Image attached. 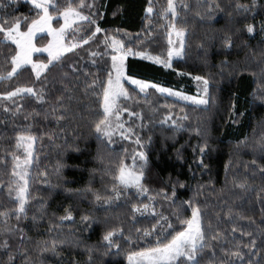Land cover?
<instances>
[{"label": "trees", "instance_id": "1", "mask_svg": "<svg viewBox=\"0 0 264 264\" xmlns=\"http://www.w3.org/2000/svg\"><path fill=\"white\" fill-rule=\"evenodd\" d=\"M58 2L63 3V0ZM252 2L175 0L179 14L177 27L186 29L182 55L172 59L170 67L128 56L125 59L126 73L176 90L182 88L188 94L195 92L193 77L204 75L211 81L216 104L196 105L151 90L139 93L126 83L125 87L133 92V99L122 101V106L139 114L121 113L120 119L125 127L132 128L135 133L129 139L115 135L113 142L109 143L106 137L98 139L93 128L102 113L101 96L96 94L102 90L88 86L96 77L106 79L105 69L111 67L112 49L107 50V55L91 57L89 54L93 51L104 53V45L100 43L103 32L97 33V38L89 44H81L64 53L55 67L50 65V70L41 74L40 80L31 73V67L25 66L27 71L0 81V93L20 85H33V82L37 89L43 87L45 90L43 101L30 95L16 97L15 103L23 106L16 115H13V101L0 97V212L14 213L16 207L15 193L10 197L8 186L12 180L11 154L24 157L22 148L16 147L17 131L30 126V134L36 141L33 164L29 168L27 214L19 220L11 215L8 223L15 225L16 231L8 234L2 231L5 218L0 217V264H8L9 255L14 264H127L129 252L155 246L157 240L153 235L146 240L125 241L124 237L133 228L132 204L147 203L150 206L148 212L135 214V227L151 228L159 219V216L153 218V207L156 213L168 218L172 228L161 220L163 234L160 239L166 242L165 237L170 239L183 228L173 214L174 210L182 201L190 199L204 212L206 231L211 222L208 235L217 231L222 234L219 240L211 242L213 248L205 249L207 256L202 258V264L213 251L216 253L215 264H220L222 258L226 259L221 249L234 248L240 240L246 243L249 238L241 236L242 230L252 233L257 244L264 247V224L261 223L264 218V204L261 203L264 200V175L260 171L264 167V152L256 144L264 133V100L260 99L264 96V89L260 87L264 84V32L260 31L264 21V0H256L253 11L236 8L237 4L251 5ZM95 3L99 6V26L116 35L125 47L167 58V33L172 17L170 12L166 18L161 16L167 0H151V5L149 0H95ZM216 4L220 7L216 8ZM0 5H4L0 7V21L5 14L10 21L35 16V10L27 0H0ZM209 5H212L211 9ZM149 6L153 8L151 14L145 11ZM58 20H54L55 25ZM249 23L255 28L252 34L246 31L245 26ZM22 30H26V26ZM229 34L233 46L225 49L223 40ZM81 35L83 33L74 27L67 30L65 41L78 43ZM46 39L43 35L36 42L43 44ZM15 48L11 41H3L0 34V69L10 68L5 56L14 54ZM34 58L48 60L44 54H36ZM93 59L96 64L92 63ZM225 59L230 63L222 72L220 62ZM236 65L248 71L239 76L230 75ZM57 97H62L64 105L57 113L64 116L59 121L51 114ZM5 106L12 111L5 112ZM26 114H30L28 119H25ZM169 114L171 119L161 123ZM185 115L188 119H181ZM173 120L183 127L176 130ZM198 123L202 129L200 135L194 130ZM137 136L144 145L143 149L136 143ZM205 140L208 147L202 155L200 146ZM141 150L148 156L146 186L149 191L137 194L133 189L131 193L115 198L112 186L121 160L131 165L133 157ZM34 170L36 173L31 177ZM177 181L183 182L184 187L176 183L173 197V184ZM239 182L247 183L249 190L235 187ZM161 189L166 190L171 199H165ZM96 195L102 199L97 201ZM109 196L113 200L105 204L103 198ZM149 197L153 199L149 200ZM183 208L181 219L191 215L187 204ZM66 210L71 211L72 218L62 220L67 216ZM84 215L92 218L89 224L82 221ZM120 226L124 229V236L114 238L120 244L119 252L111 248L105 255L109 250L107 242L102 239L104 233ZM234 227L235 232L232 231ZM20 229H23V236ZM5 239L7 249L2 246ZM53 239L66 242L57 245L56 253L42 251L46 242Z\"/></svg>", "mask_w": 264, "mask_h": 264}, {"label": "snow or ice", "instance_id": "2", "mask_svg": "<svg viewBox=\"0 0 264 264\" xmlns=\"http://www.w3.org/2000/svg\"><path fill=\"white\" fill-rule=\"evenodd\" d=\"M27 2L30 3L35 10L34 17H24L23 19L17 17L10 21L7 18V14H5V18L0 21V34L3 36V41H11L16 46L14 54H8L5 56L6 62L10 63V68L0 69V81L10 80L14 76L27 71L25 68L26 65L31 66V73L35 75L37 80H40L41 74L50 70V65L55 67L56 62L62 59L63 53L70 52L81 44H89L90 41L97 38V33L103 32L104 38L100 43L104 45V53L93 51L89 54L91 57L107 55V50L109 48L112 49L113 53L111 55V67H106L105 69L107 71L106 79L101 80L99 77H96L93 79L92 84L88 86L90 89L93 88V86H97L102 90V92L96 93L101 96L100 108L102 109V113L99 114V119L93 124L98 139L106 137L108 142L112 143V138L115 135H119L123 139H129L131 135H135L133 129L126 128L125 124L120 119L122 112H129L128 107L122 106V101L133 99V92L125 87L124 81L136 85L139 89V93H145L146 89L151 87L155 88L160 93H168L181 100H190L196 105L210 106L216 104V98L210 87L211 81L204 75H196L193 77L198 85V96H189L182 88L181 90L176 91L171 87H162L160 84H154L147 80L137 79L134 75H128L126 73L125 65V59L128 56H139L142 59L152 60L157 64H164L165 67H170L171 65L158 55L153 56L147 51H135L131 47H125L124 42L118 39L116 35L110 34L108 30L101 28L97 23V20L100 18V12L99 6L95 3V0H78V2L77 0H63V3L58 2V0H27ZM149 4L151 5V0H149ZM3 6L4 5H0V7ZM184 6L185 8L188 7L186 4ZM211 7L212 5H209V9H211ZM215 7L219 8L220 5L216 4ZM236 8L237 10L243 9L246 12L253 11L256 8V0H253L251 5L237 4ZM145 11L151 14L153 8L149 6ZM169 12L172 17L169 22V36L174 32L176 37L179 38L181 46L180 49L169 48L168 57L171 58L174 54H181V50L186 41V29L184 27H177L176 21L179 19V14L174 0H167V7L162 10L161 16L166 18ZM197 15H200V13L198 12ZM54 17L62 18L63 20V23L60 24L59 28H54L52 26ZM25 26L26 30H22ZM74 27L77 32L83 33V35L80 36L78 43L68 44L65 42V33L67 30ZM245 27L247 33H254L255 28L252 23L247 24ZM260 31L264 32V21L261 22ZM43 32H47L52 39L49 40L46 47H36L33 43V38L37 33ZM168 42L170 45L173 43L171 39H169ZM223 46L225 49H230L233 46L230 34L224 37ZM97 47H99V45H97ZM34 52H47V62L33 59L32 54ZM206 62L207 61H205V63ZM92 63L96 64V60L93 59ZM220 63L221 71L223 72V69L227 67L230 62L225 59ZM105 65H107V62H105ZM69 67H72L73 71H76L75 67L72 65H69ZM246 71H248L247 68H240L239 65H236L232 67L230 75L235 74L239 76ZM262 73H264V69H262ZM252 74L255 76V73ZM64 75H67V73H64ZM34 84L35 82H33V85L16 86L11 91L0 93V97L3 99L13 101V106L15 108L13 115L21 112L23 107L22 105L15 103L16 97L30 95L38 101L44 100V88L41 87L40 89H37ZM260 87L264 89V84H261ZM260 99L264 100V96H261ZM62 108H64L62 97H57V103L53 105L51 112L57 121L64 118L63 115L57 114ZM205 110L207 111V107ZM4 111L9 112L12 111V109L5 106ZM29 115L30 114H26L25 119H28ZM129 115L138 116L139 114L136 112H129ZM45 119H47V113ZM169 119H171V114H169V116H167L161 123H167ZM181 119L186 120L188 119V116L185 115ZM172 124L176 130L183 127V125L179 124L176 120H173ZM29 128L21 129L16 133V147H23L27 155L21 157L20 155L11 154L13 159L11 172L12 180L8 187L10 197L15 193L14 201L16 207L14 213L0 212V217L5 218L3 222L4 227L2 228V231L5 234L16 231V226L8 223L11 215L14 214L17 220H19L22 215L26 216L27 214L26 209L30 199L28 165L31 163L30 149L31 141L34 139L30 134ZM194 130L198 135L201 134L202 129L199 123ZM136 143L141 145V149H143L144 145L141 144L139 136L136 138ZM256 144L259 146L260 150L264 152V133L261 134V137L256 141ZM207 147L208 143L205 140L200 146V153L202 155L205 153ZM201 163H203V160H201ZM252 163L255 165L256 161L253 160ZM205 167H207V165H205ZM260 171L261 174L264 175V167H262ZM148 172V156L143 150L139 151L136 157H133V163L131 165H128L121 160L120 165L114 174L115 182L112 186V191L116 194L115 198L118 199L122 194L131 193L133 189L137 194L147 193L149 191L146 186ZM176 183H179L180 187H184L183 182H175L173 184V197L175 196ZM235 187L243 189L244 191H248L250 188V186L244 182L236 183ZM262 191H264V189H262ZM161 193H163L165 199H171L168 197L166 190L161 189ZM95 198L97 201L102 199L99 195H96ZM152 199V197H149V200ZM112 200L113 197L111 196L103 198L105 204H110ZM172 203H176L175 199H172ZM261 203L264 204V200H261ZM184 204H187L191 209V215L181 219L185 211L183 208ZM149 207L150 206L147 203L132 204L131 213L133 228L129 230L128 236L124 237V239L127 243H132L134 239L146 240L148 237L156 235L157 240L155 246L144 247L138 252H129L127 256L129 264H202V258L207 256L205 249L213 248L211 242L219 240L222 236L219 231L211 236L208 235V232L211 231L212 228L211 222L208 223L206 231L203 220L204 212L198 204H195L190 199L188 201H182L181 205L178 206L173 213L183 226L182 230L176 231L174 235H171L170 239L165 237V242L160 239V235L163 234L161 220L167 223L169 228H172V224L168 221L167 217L163 216V214L156 213L154 207L152 208L153 218L155 219L156 216H159V219L155 220V223L152 224L151 228L135 227V214L146 213L149 211ZM66 211L67 216L62 217V220L72 218L71 211ZM262 211H264V209H262ZM230 214L231 210H229L228 215ZM217 218L219 219V217ZM35 219L36 217H33V220ZM81 219L86 224H89L92 221V218L88 215L82 216ZM248 219L252 223H255L250 217ZM261 223L264 224V218L261 219ZM158 229L160 230L159 232ZM19 231L21 236H23V229H20ZM232 231H236L235 227ZM133 232L135 235H133ZM117 235L124 236V229L122 226L112 227L104 233L102 239L107 242V248L109 250L104 253L105 255L110 253L111 248H116L117 252H119L120 244L114 239ZM241 236L248 237V241L245 243L243 240H240L236 242L234 248L221 249L224 252L226 259L222 258L220 264H245V259H247V264H264V247L257 244L256 239L250 232L242 230ZM65 242V240L53 239L50 242H46L42 251L51 250L56 253L57 245L64 244ZM262 245H264V241H262ZM2 246L7 249V239L4 240ZM245 249L247 251H245ZM89 251L91 252V249H89ZM215 259L216 253L213 251L211 257L207 259L204 264H215ZM89 261H91V256H89ZM8 264H14L11 255L8 257Z\"/></svg>", "mask_w": 264, "mask_h": 264}, {"label": "rangeland", "instance_id": "3", "mask_svg": "<svg viewBox=\"0 0 264 264\" xmlns=\"http://www.w3.org/2000/svg\"><path fill=\"white\" fill-rule=\"evenodd\" d=\"M174 2H175V0H174ZM56 18H58V17H54V19H53V21H52V26L54 27V28H59V26H60V24L61 23H63V20H62V18H59V20H58V24L57 25H55L54 24V20L56 19ZM43 35H46V37H47V39H46V42L45 43H43V44H39V43H37L36 42V39L38 38V37H40V36H43ZM65 35H66V33H65ZM52 39V37H50L48 34H47V32H43V33H37L36 34V36L33 38V43L36 45V47H39V48H44V47H46L47 45H48V43H49V40H51ZM169 39H171L172 41H173V43L170 45L169 44V48H173V49H180V42H179V38L178 37H176V35H175V33L173 32L172 33V35L171 36H169V28H168V33H167V41H169ZM66 42V41H65ZM169 43V42H168ZM69 44V43H68ZM184 48V47H183ZM169 50V49H168ZM66 53V52H65ZM182 53H183V49L181 50V54L180 55H173L171 58H169L168 57V53H167V58L166 59H164L165 61H167L168 63H170V61L172 60V59H174V58H177V57H180L181 55H182ZM36 54H44V55H46L47 57H48V53L47 52H34L33 54H32V56H33V59H35L34 58V55H36ZM64 54V53H63ZM62 54V55H63ZM113 53H111V55H112ZM151 55H152V53H151ZM154 56V55H153ZM139 57V56H138ZM141 58V57H140ZM36 60V59H35ZM42 61V60H41ZM110 63H111V56H110ZM26 66H29V67H31L30 65H26ZM137 79H142V78H138V77H136ZM142 80H145V79H142ZM147 81H150V80H147ZM151 83H154L153 81H150ZM126 83H128V84H130V85H132L130 82H128V81H124V84L126 85ZM154 84H157V83H154ZM133 87H135L136 89H138V87L136 86V85H132ZM162 87H166V86H163V85H161ZM167 88V87H166ZM139 90V89H138ZM153 91V92H157L158 94H163V95H166V96H171V95H169L168 93H160V92H158L155 88H151V87H149L148 89H146V92L147 91ZM174 90H176V89H174ZM181 90V89H180ZM176 91H179V90H176ZM184 91V90H183ZM185 92V91H184ZM187 95H189V96H198V94H199V92H198V85H197V82L195 81V92L193 93V94H188L187 92H185ZM171 97H174V98H176V99H179L178 97H175V96H171ZM179 100H181V99H179ZM182 101H186V100H182ZM186 102H189V103H193L192 101H190V100H188V101H186ZM195 104V103H194ZM36 141H35V138L31 141V149H30V151H31V157H30V159H31V163L28 165V172H29V168H31V166H32V164H33V150H34V145H36V143H35ZM22 148V150H23V152H24V156H26L27 155V153H25V151H24V148L23 147H21ZM35 173H36V171L34 170V171H32V173H31V177H33L34 175H35ZM127 264H129V262H128V259H127Z\"/></svg>", "mask_w": 264, "mask_h": 264}]
</instances>
